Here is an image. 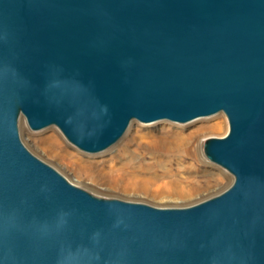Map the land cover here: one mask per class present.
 Returning a JSON list of instances; mask_svg holds the SVG:
<instances>
[{
    "label": "water",
    "instance_id": "obj_1",
    "mask_svg": "<svg viewBox=\"0 0 264 264\" xmlns=\"http://www.w3.org/2000/svg\"><path fill=\"white\" fill-rule=\"evenodd\" d=\"M217 113L231 183L180 208L95 197L17 128L96 153ZM0 264H264V0H0Z\"/></svg>",
    "mask_w": 264,
    "mask_h": 264
},
{
    "label": "bare ground",
    "instance_id": "obj_2",
    "mask_svg": "<svg viewBox=\"0 0 264 264\" xmlns=\"http://www.w3.org/2000/svg\"><path fill=\"white\" fill-rule=\"evenodd\" d=\"M20 119L23 118H19L18 123ZM199 119L200 118L191 120L189 123ZM158 121L170 122L167 120ZM158 121H154V124L149 125H135V122L138 121L131 120L121 137L113 145L100 151V153H103L102 155L91 157L90 159H86L79 153L71 151L67 145L64 144L62 137L56 131L43 133V136L37 140V145L40 154L64 166V169L70 171L73 175H77V171H88L100 177H110L114 179V181L118 172L116 162L121 156H125V166L137 172V175H134L133 178L127 179V181H132L136 184L128 182V185L123 187L126 193L142 194L152 201L169 199H179L182 201L191 200L200 196L203 193L201 188L190 185L182 186L181 183H186V181L182 182L183 180H188L193 184L197 183V174L199 170L193 163L197 157L196 151L198 152V147L196 146L200 139L207 135L216 136L214 138L223 137L228 129L226 120L222 119L221 121L211 124L207 122L202 123L191 130L189 127L190 125L187 127H175L173 125L162 126L160 125L161 123H157ZM21 122L23 121L21 120ZM124 136H126V140L119 147V151L114 149L113 146ZM22 144L24 145L23 142ZM186 160H192L193 162L190 163L189 161L190 164L186 167L183 165V162ZM173 164L177 167L176 174L171 172L173 170L171 168ZM103 168L108 169V171H104ZM155 168L160 169V172L156 173L154 170ZM140 173L142 175L148 173V175L142 176ZM210 176L212 179L220 180V173L211 174ZM181 179L182 181L180 182ZM93 185L97 186L96 184ZM185 206L187 205H182V207Z\"/></svg>",
    "mask_w": 264,
    "mask_h": 264
},
{
    "label": "rangeland",
    "instance_id": "obj_3",
    "mask_svg": "<svg viewBox=\"0 0 264 264\" xmlns=\"http://www.w3.org/2000/svg\"><path fill=\"white\" fill-rule=\"evenodd\" d=\"M222 119H225V116L222 113L216 114L214 116H208V117H203L200 118L199 120H196L194 122H188V123H170L166 121H158L157 123H161L160 125H173L175 127H190V130L192 128H195L202 123H215L217 121H221ZM21 120L23 122H21ZM227 122V121H226ZM153 123H138L135 122V125H149V124H154ZM193 123V124H192ZM17 128H18V134L20 137V140L22 139L21 142L24 143L26 146L25 148L33 154L36 158H38L41 162L47 164L51 168H53L55 171H57L61 176L64 177V179L72 184L73 186L80 188L84 190L85 192L99 197V198H106V199H120L124 201H129V202H137V203H144L148 204L154 207H182V205H193L197 202H200L202 200H205L207 198H210L212 196H215L216 194L220 193L223 191L230 183L232 180V177L227 171L224 169L210 163L203 155L201 152L203 143L205 140L208 138H214L216 136L214 135H207L206 137L200 139L198 145V152L196 151V159L193 162L192 160H186L183 162V165L188 167L190 163H194L195 167H198V174H197V183H190L188 180H180V182H185L186 183H181L182 186H197L201 188L203 193L200 196H197L191 200H179V199H169V200H158V201H152L149 199L147 196L142 195V194H137V193H126L124 191V188L126 185L129 183L136 184L132 181H127V179L133 178L134 175H137L136 171H134L132 168L125 166V156H121V158L116 162L118 172H117V177L114 179L110 177H100L95 173L88 172V171H77V175H73L70 171L64 169V166L59 165L57 162L53 161L52 159L47 158L46 156L40 154V151L38 149L37 145V140H39L40 137L43 136V133H46L48 131H56L63 139V142L71 151H75L82 155L86 159H90L91 157H96L100 156L103 153H95V154H89L82 152L78 149H76L74 146L69 144L61 135L59 130L52 126L49 128H46L44 130H38V131H30L27 126L25 125V122L23 119H20V122L17 123ZM126 140V136H124L117 144L113 146L114 149H119L121 144ZM119 151V150H118ZM190 161V163H189ZM127 167V168H126ZM173 169L171 172L173 174L177 173V167L175 164L171 166ZM104 171H108V169L103 168ZM156 173L160 172V169L155 168L154 169ZM207 172V173H206ZM209 173V174H208ZM220 173V180H215L214 178H210L211 174H217ZM139 174V173H138ZM141 174V173H140ZM205 176H204V175ZM142 175V174H141ZM148 175V173L143 174ZM181 175V174H180ZM179 175V176H180ZM184 176V175H183ZM179 179V178H177ZM190 183V184H189ZM93 184H96L97 186H94ZM192 184V185H191ZM152 187V186H151ZM154 187V186H153ZM186 207V206H185Z\"/></svg>",
    "mask_w": 264,
    "mask_h": 264
}]
</instances>
